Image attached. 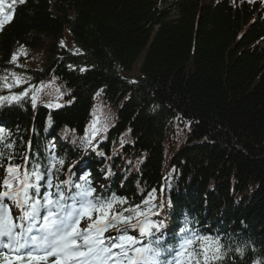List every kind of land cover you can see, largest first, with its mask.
Instances as JSON below:
<instances>
[{"label": "trees", "instance_id": "1", "mask_svg": "<svg viewBox=\"0 0 264 264\" xmlns=\"http://www.w3.org/2000/svg\"><path fill=\"white\" fill-rule=\"evenodd\" d=\"M0 25V193L25 163L27 220L82 207L111 252L162 202L152 264H264V0H0Z\"/></svg>", "mask_w": 264, "mask_h": 264}, {"label": "rangeland", "instance_id": "2", "mask_svg": "<svg viewBox=\"0 0 264 264\" xmlns=\"http://www.w3.org/2000/svg\"><path fill=\"white\" fill-rule=\"evenodd\" d=\"M164 7V6H163ZM36 52V51H34ZM43 60L42 57L39 55H33L30 53H27V59L22 62L24 69L28 68L29 66H33L37 63H41ZM139 67H135L133 71L130 73L131 77L138 76ZM101 102L98 100V104ZM110 109H102L99 113H95V119H93L92 123L96 125V127H99L104 131V127H106L107 122V116L109 115ZM91 221L89 219L85 220L82 224V231H86L91 226ZM78 230V229H77ZM49 238L46 242L47 250H52V253L45 256L42 255L41 258H46L49 261V264H59L56 256L58 254H62L65 256V263L66 264H103L100 263L99 260H93L94 253L92 248H89V246L85 245L83 243V238L81 234H77L75 236H71V234L66 232H55V230H50ZM77 240L79 244L81 245L83 249L82 256L76 258L75 261L68 263L69 260H72L74 258H71L72 256V249L71 243ZM86 253V254H85ZM85 254V255H84Z\"/></svg>", "mask_w": 264, "mask_h": 264}, {"label": "bare ground", "instance_id": "3", "mask_svg": "<svg viewBox=\"0 0 264 264\" xmlns=\"http://www.w3.org/2000/svg\"><path fill=\"white\" fill-rule=\"evenodd\" d=\"M147 238H148V234L145 235V239H147Z\"/></svg>", "mask_w": 264, "mask_h": 264}]
</instances>
